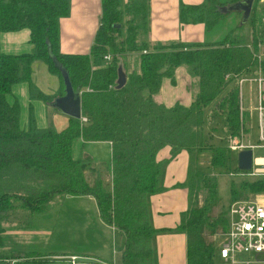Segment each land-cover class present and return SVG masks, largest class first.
Wrapping results in <instances>:
<instances>
[{
  "label": "trees",
  "instance_id": "16d2710c",
  "mask_svg": "<svg viewBox=\"0 0 264 264\" xmlns=\"http://www.w3.org/2000/svg\"><path fill=\"white\" fill-rule=\"evenodd\" d=\"M238 1L181 5L179 22L204 24L207 33L211 32L233 12L222 9ZM69 12L70 0H0V32L27 29L32 46L28 54L0 53V240L5 233L3 224L13 213L44 214L58 198L91 197L98 218L124 237L121 264H153V237L172 230L151 226L147 199L164 191V163L156 157L169 147L171 159L181 151L190 156L185 184L189 206L174 229L186 236V263L215 264L216 250L205 234L214 235L216 230L197 204L199 186L209 176L197 169L193 156L204 145L203 112L219 98L217 109L225 116L226 128L230 135H240L239 92L236 86L227 88L233 81L225 77L258 66L264 71V52L260 50L264 43V0H253L248 21L212 44L150 43V0H101L99 27L90 52L84 55L60 52L59 22ZM246 22L247 39L241 33ZM129 54H138V62L119 86V63ZM51 56L66 70L73 89L81 93V118L86 122L68 118L63 129H40L30 106L27 127L22 129L19 103L14 99L10 104L6 97L19 83L28 84L31 100L50 105L62 96V79ZM105 56L110 57L108 62ZM37 62L59 79L60 94L47 96L34 86L33 65ZM179 67H185L192 77V102L166 107L156 102L155 96L163 79L174 83V71ZM95 143L110 145L109 184L83 156L86 147ZM76 144L79 157L73 152ZM227 161L229 164L228 148L213 151L212 167L230 170ZM235 170L239 171L237 165ZM241 189L264 192V178L245 183ZM222 228L226 232L227 221ZM11 256L19 259L17 264H43L47 260L40 253L12 251Z\"/></svg>",
  "mask_w": 264,
  "mask_h": 264
},
{
  "label": "crops",
  "instance_id": "0c3cea01",
  "mask_svg": "<svg viewBox=\"0 0 264 264\" xmlns=\"http://www.w3.org/2000/svg\"><path fill=\"white\" fill-rule=\"evenodd\" d=\"M124 1L126 2L127 0ZM203 1L150 0V30L147 40L153 44L171 42L212 44L222 40L223 37H220L219 34H214L215 29L207 33L204 24L181 25L179 22V8L181 5H198ZM100 18L101 0H70L69 15L62 18L59 22L60 52L62 54H88L99 27ZM29 40L30 32L27 29L16 32H0V53L6 55L28 54L32 51ZM32 78L35 87L44 95L55 96L60 94L61 83L59 79L51 75L44 64L40 62L34 63ZM42 79H45L48 83H43ZM191 84V77L186 68H176L174 71V83L168 78L163 79L160 91L155 96V101L166 107H172L177 103L189 106L192 102ZM6 99L10 104L14 99L18 101L20 106V127L22 129L27 127L30 106L33 109L35 124L40 129H51L53 128L51 126L63 129L67 124V116L39 99H30L27 83L13 85L11 93ZM249 100L253 105V111L256 103L254 93H251L250 89ZM247 111L249 112V110ZM247 129L249 130V128ZM89 147L93 148L85 151L83 156L89 158L93 166L97 165L96 158L99 155L98 152H105V155L107 153L110 156V145L107 143L90 144L85 150ZM156 159L158 162L164 163L161 179L164 191L151 195L147 199L149 223L155 230L172 231L162 232L153 237L151 241L153 264H187L186 236L183 233L175 232L174 229L180 223L181 214L186 212L189 206V190L185 187V184L188 179L190 156L187 152L181 151L171 159L170 148L164 147L158 152ZM198 164L199 161L197 160V166ZM81 198H87L95 204V201L91 197H66L54 200L50 207H54L59 202L63 204L70 203L69 201L75 203L76 200H81ZM65 213L69 218L74 220V213H69L67 209ZM96 217L98 222L97 230L101 231L105 229L113 234L115 229L105 225L98 218V212L96 213ZM121 249L122 247L114 250L111 246L110 248L102 246L86 254L71 251L66 253L67 255L51 256V253L49 255L46 253L45 258L47 260H66L69 264H72L68 257L74 256L76 257V264H121ZM32 252L40 253L38 251ZM215 256V259L218 258L217 252ZM243 258L249 259V256H243Z\"/></svg>",
  "mask_w": 264,
  "mask_h": 264
},
{
  "label": "rangeland",
  "instance_id": "374dc122",
  "mask_svg": "<svg viewBox=\"0 0 264 264\" xmlns=\"http://www.w3.org/2000/svg\"><path fill=\"white\" fill-rule=\"evenodd\" d=\"M249 3V0H240L223 8L222 12L227 11L230 7L235 10L229 13L226 20L215 28L214 34L224 37L228 32L236 30L238 24H243L245 21L243 10ZM252 6L253 4H251L250 13ZM243 27L241 33L247 39L249 33L248 23L246 22ZM260 50L264 52V43L260 45ZM121 58L123 61L119 63V82L121 80L123 82L126 79L127 72L136 68L138 54H129ZM42 81L43 83H48L45 79H42ZM233 86H235V83L231 82L227 88L229 89ZM240 91L244 104L243 107L251 112L250 118L247 111V118L243 120L244 132L246 133L248 131L247 128H249V135L247 138L244 136V138H246V142L256 145L259 138L258 117L257 113L252 111L253 105L249 100L248 84L245 83ZM219 100L220 98L203 112L202 137L204 145L193 156L199 161L198 169L209 176V179L202 182L199 186L197 204L198 208L201 209L203 217H206L208 224H214L211 228L216 230V233L214 235L206 233L205 237L207 241L213 243L215 250L224 239L225 229L222 226H224L225 221L228 219L230 206L239 201H261L264 198V192L262 191L247 193L241 189L245 183L250 184L254 180L238 175V171L235 170L237 153L230 152V163L226 162L230 170H227V167L221 166V168L218 165L212 167L211 165L213 151L217 148L227 149L229 146L230 132L226 128L224 114L217 109ZM51 127H53L51 129L56 130L62 129L54 126ZM92 148L89 147L86 151ZM77 149L78 144L74 146L73 152L76 157H79L80 153ZM98 153L99 155L96 158L97 165L95 167L100 173V177L104 179L105 184H109L110 176L107 175V172L110 165V156L107 153L105 155V152ZM253 155L255 158H264V151L255 150ZM239 191L245 192L239 196ZM69 202L64 204L59 202L54 207L51 206L44 214H31L24 211L13 213L10 219L3 224L5 234L2 235L0 240V256L12 258V250L26 254H34L32 251H38L41 255H45L46 253L49 255L51 253L50 255L52 256L67 255L66 253L71 251L86 254L102 246H106V248H110L111 246L114 250L122 247L124 237L116 229H113V234L109 230H97V211L95 204L91 200L81 198V200H76L75 203ZM66 209L69 213L75 214L74 220L66 215ZM33 258L35 257L29 259L33 260ZM24 259H26L25 261H30L27 258ZM45 264L69 263L66 260L49 259ZM215 264H222V262L216 258Z\"/></svg>",
  "mask_w": 264,
  "mask_h": 264
},
{
  "label": "built area",
  "instance_id": "2783aa9c",
  "mask_svg": "<svg viewBox=\"0 0 264 264\" xmlns=\"http://www.w3.org/2000/svg\"><path fill=\"white\" fill-rule=\"evenodd\" d=\"M104 59L109 61L110 57L105 56ZM225 79L233 81L238 89L241 118L240 135L239 137L229 136L228 150L235 153L251 150V169L247 172L238 171V175L253 180L264 178V158H255L253 155L255 150L264 151V71L258 66L240 75L228 74ZM245 83L255 96L256 106L253 111L257 113L259 126V138L256 145L245 141L249 130L245 133L243 128L244 114L247 110L243 107L240 91ZM81 121L86 122L83 118ZM216 252L223 264H264V198L261 201H239L230 206L224 239ZM243 256H249V259ZM68 258L72 264H76V257L69 256ZM18 262L19 259L0 256L2 264H17Z\"/></svg>",
  "mask_w": 264,
  "mask_h": 264
},
{
  "label": "water",
  "instance_id": "95a60500",
  "mask_svg": "<svg viewBox=\"0 0 264 264\" xmlns=\"http://www.w3.org/2000/svg\"><path fill=\"white\" fill-rule=\"evenodd\" d=\"M250 3L244 7L243 14L244 20L246 21L250 14L251 4L253 0H249ZM232 7L228 8L227 12L234 11ZM244 21V22H245ZM243 22V23H244ZM54 67L59 71L64 92L63 95L56 98L51 104L50 107L59 111L61 114L67 116L68 118L80 120L81 119V93L75 91L72 87L71 81L69 79L68 73L66 70L58 63V61L51 56ZM121 80V79H120ZM124 82V81H123ZM122 80L119 82V86L123 84ZM237 169L240 172H247L251 169L252 166V151L244 150L237 153Z\"/></svg>",
  "mask_w": 264,
  "mask_h": 264
}]
</instances>
